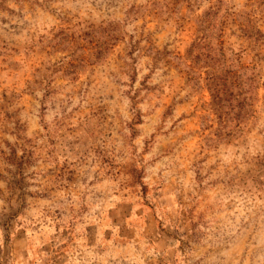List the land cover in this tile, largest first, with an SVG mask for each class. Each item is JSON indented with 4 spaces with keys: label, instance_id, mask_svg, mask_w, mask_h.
Masks as SVG:
<instances>
[{
    "label": "rangeland",
    "instance_id": "obj_1",
    "mask_svg": "<svg viewBox=\"0 0 264 264\" xmlns=\"http://www.w3.org/2000/svg\"><path fill=\"white\" fill-rule=\"evenodd\" d=\"M205 16L254 80L239 124L186 83ZM242 27L264 34V0H0V264H264V40Z\"/></svg>",
    "mask_w": 264,
    "mask_h": 264
},
{
    "label": "trees",
    "instance_id": "obj_2",
    "mask_svg": "<svg viewBox=\"0 0 264 264\" xmlns=\"http://www.w3.org/2000/svg\"><path fill=\"white\" fill-rule=\"evenodd\" d=\"M208 25L207 16L198 21V36L187 50L185 58L189 63L186 67V83L191 89L207 91L209 102L206 107L214 113L222 126L231 119L238 121L239 124V120L246 114L244 111L246 99L243 96L244 87L247 86L245 82L248 81L252 85L254 80L251 77L243 79L240 76V71L249 69L235 65L236 59L223 46L222 29H218L213 37L215 46L211 45L204 35L209 27H213V24ZM239 30L252 38L254 43L264 40V34L257 29L242 27Z\"/></svg>",
    "mask_w": 264,
    "mask_h": 264
}]
</instances>
